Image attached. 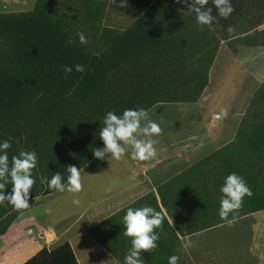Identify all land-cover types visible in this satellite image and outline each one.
<instances>
[{
	"label": "trees",
	"instance_id": "trees-1",
	"mask_svg": "<svg viewBox=\"0 0 264 264\" xmlns=\"http://www.w3.org/2000/svg\"><path fill=\"white\" fill-rule=\"evenodd\" d=\"M106 2L131 12L136 19L124 30H106L107 39L104 40L105 44L99 52H93L86 44L79 42L77 35L71 29L68 17L52 8V0H35L33 8L29 11L0 13V139L12 140V147L8 150L9 159L11 160V156L20 151L13 143L15 128L19 124L20 116L30 106L33 116L41 123L47 120L50 123L52 119L51 125L55 126L58 124L56 120L64 117L65 121L68 120L77 127L81 126L84 130L85 135L79 136L78 139L74 138L76 151L71 149L68 151L70 147L63 145L65 150L62 152V158L67 161L65 165H54L52 169L46 168L41 171L48 172L47 178L59 171L66 179L68 175L67 171L64 173L66 167L76 166L80 169L94 157L95 147H103L99 130L103 126L102 120L107 111L122 112L125 108L139 107L147 109L161 101H195L206 85L207 73L203 76L197 92L190 96H177L175 92L163 90L156 76H152L147 83L143 81L142 86L138 87L135 81L137 74L134 70H130V65L135 64L138 59L141 63L142 60L147 59L155 64L159 55L169 60L188 51V49L184 51L181 47V44L188 42L174 43V40H169L170 32L165 27L166 20L177 14L178 9L189 12L186 4L177 3L176 0H125V6L119 7L112 0H90L85 6L87 17L95 18ZM231 2L235 11L238 0ZM208 6L213 8V15H216L212 0H209ZM190 14L195 16L194 13ZM221 20L222 18L218 17L213 24L218 25ZM69 40L73 43H68ZM194 41H196L195 48L199 47L197 40ZM216 49L217 45L211 51L210 62ZM187 53L193 52L189 49ZM76 64L85 65V72L75 71ZM63 65L73 66V71L65 73ZM111 83L114 84L110 85ZM118 83H123L126 87H117ZM33 116L32 121L35 119ZM263 128L264 124H259L250 132L249 137L244 133L237 141L233 140L229 143L233 148L236 142L240 144L239 148L234 149V156L229 157L228 163L232 165V172L235 171L246 179L253 195L245 196L242 206L234 213H230L228 218L245 212L264 210V189L261 191L255 189L256 186L262 185L256 172L259 160L264 159L260 154L259 142L260 134L264 133ZM56 131L57 129L54 128L46 130L48 133L46 139H54L55 144H57ZM71 136L67 134L62 137ZM63 146L58 147L60 153ZM58 149H55L54 154ZM217 151L224 153L228 151V146ZM51 158L52 155L47 152L44 160L48 162ZM214 173L218 174L217 178L212 179L217 187L209 188L208 184L203 182L200 189L195 190L203 197L202 201L174 202L173 210L183 209L192 215L191 227L186 229V232L203 229L225 220L218 215L219 204L209 201L207 197L214 192L215 195H222L219 188L224 176L219 172ZM41 186H33L30 196L45 195L55 191L50 190L48 186L46 188ZM171 186L173 187V184ZM10 190L11 185L6 191ZM193 192L182 191L180 195L188 197L193 195ZM166 208L174 218L169 206ZM16 211L7 202L0 205V223ZM175 224L181 230L179 224L176 222ZM40 254L41 256L46 254L53 260V264H78L67 242L50 252L42 250L25 264H36V258Z\"/></svg>",
	"mask_w": 264,
	"mask_h": 264
},
{
	"label": "rangeland",
	"instance_id": "rangeland-1",
	"mask_svg": "<svg viewBox=\"0 0 264 264\" xmlns=\"http://www.w3.org/2000/svg\"><path fill=\"white\" fill-rule=\"evenodd\" d=\"M89 1L52 0V8L56 12L65 14L68 17L71 29L76 35L78 32L84 33L87 38L86 45L91 51L99 52L105 44L104 40L107 39L106 30H124L132 24L136 16L131 12L116 8L109 2H106L103 9L95 18L87 17L85 6L86 2ZM34 2L35 0H10L5 6V9H7L5 13L29 11L33 8ZM165 23L166 29L170 32L169 40H174V43L188 42V44L180 43L181 47L184 51L187 49L189 51L190 49L193 53L188 54V51H186L185 53H181V56L169 60L167 57L159 55L155 64H153V61L149 62L147 59L146 61L142 60L141 63L138 59L135 64L132 63L130 65V70H134L137 74L135 81L138 87L142 86L143 81L147 83L152 76H156L159 78V85L163 90L175 92L177 96H190L199 90L200 83L206 73V84L208 83L210 67L215 57L214 54L210 62L211 51L214 46L217 45L218 47L220 43H223L222 41L225 44V41L247 33L249 34L264 23V0H238L235 11L227 19L222 18L218 25L212 24L201 27L196 24L195 16L180 9H178L177 14L168 18ZM229 27H231V31H229ZM171 31L173 37L171 36ZM207 34L209 35L208 37ZM77 38L79 39L78 35ZM194 40H197L199 47L196 46L195 48L196 41ZM191 43L193 46H191ZM222 54L212 74L211 89L213 85H216L218 74L227 67L226 62L230 61L227 55L222 56ZM234 56L237 58L233 63L237 66L238 76L234 75L226 80V83L230 82L231 86L228 89L226 88L224 93L226 98L230 99L229 103L234 105L230 118L232 126H230L228 132L233 134L235 142L244 133L249 137L250 132L255 127L259 124H264V43H240L238 51ZM209 62L210 64L207 65ZM195 81H197L196 84ZM117 87H126V85L118 83ZM211 89L207 91L202 101L201 105L205 106L202 108L195 105L194 102L197 99L195 101H161L147 108L151 119L162 122V133L158 137H155L157 140V158L147 160V162H154L153 172L155 174L160 173V176H162L158 181V187L156 186L153 190V195L160 197L161 192L164 194L168 200L169 208L176 219L173 220L170 217L171 223L173 225L175 222L179 224L181 230L191 227L192 215L183 211V209L179 210L175 208L173 210L175 206L174 202L176 200H187L191 203L202 201L203 197L197 194L195 190L200 189L203 182L207 183L209 188L215 187L216 184L212 179L217 178L218 174L214 172H219L224 177L232 172V165L228 163V159L230 156H234V149L239 148L240 145L239 142H236L233 148L229 146L231 142L226 145L224 144L222 147L228 146V151L224 153L207 148L210 143L205 141L201 120L204 119L203 111H206L210 106L208 94L209 91L211 92ZM32 116L33 111L30 106L19 118V124L15 128V142L13 143L18 146L19 150H35L37 152L39 159L37 168L33 170L34 176L37 177L34 186L42 185L41 188H46L47 183L44 181V178L48 172L41 171L46 168L52 169L54 165H65L67 161L62 158V152L65 150L63 149V145L70 147L68 151L70 149L76 151L74 138L78 139L79 136L85 134L81 126L77 127L70 121H65L64 117L56 120L58 124L53 126L51 125L52 119L50 123L49 120L41 123L35 116H33L35 119L32 121ZM46 126L54 128V130L57 129L55 135L57 137V144H55L56 141L54 139H46L48 135L46 132L48 128ZM239 130L242 132H239ZM67 134H71L72 136L69 138L62 137ZM188 134L190 135L187 138L190 140L184 141L185 136ZM199 140L201 141L202 148L196 149L188 145L189 142L198 143ZM259 142L261 143L260 154L264 156V133L260 134ZM61 146L63 147L60 153L58 147ZM56 148L58 150L54 154ZM47 152L52 155V158L48 162L44 160ZM93 166L94 168H91L93 174H89L83 184V188L87 192L90 191L88 181L94 179L97 173L95 167H102L97 166V164H93ZM258 166L256 174L262 185L256 186L255 189L261 191L264 189V159L259 160ZM203 178L205 181H201ZM99 181L101 180L99 179ZM101 183L104 186L96 187L97 190L94 193L99 194L101 191L104 192L106 180H102ZM171 184H173V187ZM163 185L164 187L162 188ZM182 191L183 193L194 192L193 195L183 197L180 195ZM35 197L37 196L31 197L29 202ZM207 197L209 201L217 204H219L221 198V196L215 195V192L214 194L210 193ZM165 205L166 203L163 206ZM169 227H171V231L174 233L173 226L170 224ZM42 258L40 254L36 258V264H44V262H40Z\"/></svg>",
	"mask_w": 264,
	"mask_h": 264
},
{
	"label": "crops",
	"instance_id": "crops-1",
	"mask_svg": "<svg viewBox=\"0 0 264 264\" xmlns=\"http://www.w3.org/2000/svg\"><path fill=\"white\" fill-rule=\"evenodd\" d=\"M7 2L10 0H0L1 13L7 11ZM222 42L216 49L208 83L194 102L200 108L205 107L201 105L202 101L211 89L212 74L224 53L222 56L227 55L230 61L226 62L227 67L218 74L216 85L209 91L210 106L203 111L204 119L201 120L205 141L210 143L207 148L211 150H218L234 140L233 134L228 132L234 105L224 93L231 86L226 80L238 76L233 61L237 59L234 54L240 43H264V23L249 34L225 41V44ZM221 109H227V117L216 119V113ZM189 135L184 141L190 140ZM188 145L202 148L200 140ZM93 164L102 167H95L97 173L88 181L89 192L82 187L78 192L53 191L39 195L29 202L27 209L16 211L0 224V264H25L42 250L50 252L65 242L70 245L78 264H123L130 247V238L123 232L124 209L145 204L161 211L165 218L158 230L161 233L158 247L142 254L144 264H168V257L173 254L179 256L178 264H264V210L245 212L209 227L186 232L171 223V216L165 211L168 200L161 188L160 197L153 195L162 178L160 173L153 172L154 162L132 160L127 154L120 160H100L94 156L79 169L83 184L87 176L93 174ZM99 179L106 183L104 192L96 194L97 188L104 186ZM118 208L121 211L117 212ZM186 240H191L193 246L185 249ZM42 257L40 262L52 264L53 260L46 254Z\"/></svg>",
	"mask_w": 264,
	"mask_h": 264
},
{
	"label": "clouds",
	"instance_id": "clouds-1",
	"mask_svg": "<svg viewBox=\"0 0 264 264\" xmlns=\"http://www.w3.org/2000/svg\"><path fill=\"white\" fill-rule=\"evenodd\" d=\"M119 7L125 6V0H112ZM177 3L186 4L189 13L195 14L197 25L210 26L217 18L227 19L233 12L234 6L231 0H212L216 9L208 6L209 0H176ZM231 31V27H229ZM81 44L87 43L83 32L77 33ZM68 43H73L69 40ZM65 73H71L73 66L63 65ZM75 71L84 73L86 66L76 64ZM227 117V109H221L215 118ZM160 121L150 118L146 108H125L122 112L109 110L105 113L99 130V138L103 141V147H95L93 154L100 160L109 158L120 160L126 154L132 160L147 161L157 158V140L162 133ZM12 147L11 139H0V205L5 202L15 210L20 211L29 207L30 191L36 182L33 170L38 165V154L35 150H20L18 154L9 159L8 150ZM67 178L61 172L56 171L50 178L44 181L50 190L58 192H78L83 187L81 172L76 166L66 167ZM9 185L11 190L6 191ZM221 195L219 201V216L228 219L230 213L242 206L245 196L251 197L253 192L246 179L233 171L228 173L219 188ZM121 211V209L116 210ZM164 216L151 205L145 204L124 209L123 232L130 238V247L124 255L123 264H144L143 253L150 252L158 247L160 231ZM229 220V224H231ZM191 240H186L183 247H192ZM179 256L173 254L168 257V264H178Z\"/></svg>",
	"mask_w": 264,
	"mask_h": 264
}]
</instances>
